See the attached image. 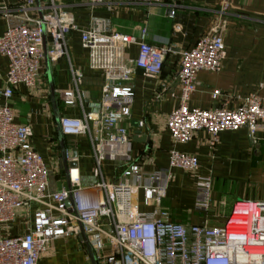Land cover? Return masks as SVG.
I'll list each match as a JSON object with an SVG mask.
<instances>
[{
  "label": "built area",
  "instance_id": "2783aa9c",
  "mask_svg": "<svg viewBox=\"0 0 264 264\" xmlns=\"http://www.w3.org/2000/svg\"><path fill=\"white\" fill-rule=\"evenodd\" d=\"M72 1V0H69ZM91 8L107 0H78ZM235 0H221L220 11L227 14ZM35 7L27 1L25 10ZM78 31L74 15L49 0L48 11L40 19H27L11 26L0 38V55L7 58L8 73L2 96L7 102L15 88L30 92L40 83L45 60L46 41L49 61L68 57L69 36ZM220 26L203 36L190 50L181 52L176 79L180 88L179 105L167 119V128L175 145L191 142L197 133L208 135L214 150L223 132L249 131L254 144L264 142V84L243 99L237 107L225 102L212 109L192 108L190 101L198 87L201 71L219 73L227 58ZM120 33L108 35L104 21L97 20L88 31H81V45L88 51L89 68L101 72L105 85L100 109L86 112L79 90L82 75L73 72L74 90H54L66 108L80 106L81 118L64 116L60 127L64 137L89 138L95 157L92 187L81 184L78 167L68 169L70 188L51 190V171L31 144L29 126L17 124L16 113L8 104L0 105V264H41L51 244L81 232L92 246L97 264H264V201H236L221 225H194L172 219L163 207L172 169H181L197 178L195 210L212 208L213 180L198 175L200 164L194 155L170 153L167 169L144 173L138 164H127L121 176L107 182L102 173L106 160L129 159L125 149L130 133L124 123L131 118L134 103L132 81L136 70L148 78L163 71L168 50ZM139 48L130 60L126 49ZM219 92L213 99L220 97ZM67 162H78L66 151ZM76 175H73V174ZM70 202V206H66ZM36 206L25 234L11 236L5 226ZM71 210V211H69ZM80 246H85L80 242Z\"/></svg>",
  "mask_w": 264,
  "mask_h": 264
},
{
  "label": "crops",
  "instance_id": "0c3cea01",
  "mask_svg": "<svg viewBox=\"0 0 264 264\" xmlns=\"http://www.w3.org/2000/svg\"><path fill=\"white\" fill-rule=\"evenodd\" d=\"M28 0H0V38L11 26L25 23L27 19H40L48 11L49 0H34L35 7L25 10ZM58 5L74 15L78 31L67 42L68 57L49 61L50 78L45 60L40 83L30 92L25 86L15 88L14 96L7 102L2 96L6 88L8 60L0 55V105L8 104L16 113V123L29 126L31 144L42 156L51 171V190L69 188L67 175L61 168L62 149L57 132V119L52 102V90H74L73 72L82 75L80 92L86 112L100 109L104 75L89 68V54L81 45V31H88L97 20L104 21L108 35L120 33L168 50L163 71L157 78H148L136 70L128 83L134 89L131 118L124 126L130 133L125 152L129 159L118 157L102 165L107 182L118 179L127 164H138L144 173L167 169L170 153L177 151L198 158V175L213 180L212 208L209 212L195 210L197 178L181 169H172L173 179L168 183L163 207L170 210L172 219L179 223L210 226L221 225L232 205L239 200L264 201V142L254 144L248 130L223 132L217 147L208 145V135L196 134L183 145H175L167 128L169 114L179 105L180 88L176 79L181 52L192 49L197 42L215 27L222 29L227 58L219 73H198V87L190 106L212 109L228 102L231 107L240 105L244 98L255 93L264 84V0H235L227 13L220 11L221 0H107L100 7L91 8L78 0H56ZM137 45L126 49V57H138ZM215 92L220 93L217 100ZM264 96V90L261 92ZM55 95V94H54ZM59 118H81L82 108H66L55 95ZM65 152L74 158L81 184L92 187L95 177V157L88 137H64ZM34 205L29 212L14 223L5 226L4 233L16 236L25 234L32 226ZM41 264H90L86 249L74 237L59 239L51 244Z\"/></svg>",
  "mask_w": 264,
  "mask_h": 264
},
{
  "label": "water",
  "instance_id": "95a60500",
  "mask_svg": "<svg viewBox=\"0 0 264 264\" xmlns=\"http://www.w3.org/2000/svg\"><path fill=\"white\" fill-rule=\"evenodd\" d=\"M44 55H45V63L47 66V75L50 78V72H49V58L47 55V46H46V41H44ZM51 90H52V102H53V106H54V110H55V114H56V119H57V132H58V138L60 141V145H61V149H62V160L60 161V165L61 168L65 171V174L67 175L68 178V169L69 168H73V167H77V163L76 162H67L66 160V152H65V147H64V136L62 135V131H61V127H60V118L57 114V110H56V99H55V95L53 93V87L51 85ZM252 140V139H251ZM253 142V140H252ZM74 158H77V152L74 151ZM68 181V185L70 188V183H69V178L67 179ZM66 206L69 207L70 206V202H66ZM71 211V210H69ZM79 240L80 242H82L86 248V252L87 255L89 257L90 260V264H97V260L93 251L92 246L89 244L86 236L84 235L83 232H81L80 236H79Z\"/></svg>",
  "mask_w": 264,
  "mask_h": 264
},
{
  "label": "bare ground",
  "instance_id": "6f19581e",
  "mask_svg": "<svg viewBox=\"0 0 264 264\" xmlns=\"http://www.w3.org/2000/svg\"><path fill=\"white\" fill-rule=\"evenodd\" d=\"M73 175H76L75 173Z\"/></svg>",
  "mask_w": 264,
  "mask_h": 264
}]
</instances>
